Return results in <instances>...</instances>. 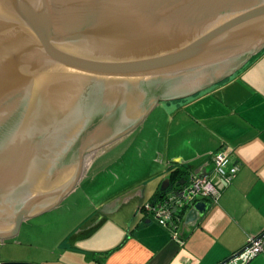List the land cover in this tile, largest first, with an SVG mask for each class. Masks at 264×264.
Here are the masks:
<instances>
[{
	"label": "water",
	"instance_id": "obj_1",
	"mask_svg": "<svg viewBox=\"0 0 264 264\" xmlns=\"http://www.w3.org/2000/svg\"><path fill=\"white\" fill-rule=\"evenodd\" d=\"M263 49L264 0H0V242L58 207L160 103L219 84ZM194 161L170 165L157 194L185 183L176 175H207ZM210 207L193 201L191 231Z\"/></svg>",
	"mask_w": 264,
	"mask_h": 264
},
{
	"label": "crops",
	"instance_id": "obj_2",
	"mask_svg": "<svg viewBox=\"0 0 264 264\" xmlns=\"http://www.w3.org/2000/svg\"><path fill=\"white\" fill-rule=\"evenodd\" d=\"M260 53L219 84L192 97L165 102L167 105L163 112L167 126L163 124L166 130L164 144L158 148L160 154L148 178L138 179L132 185L115 187L112 191L106 188L99 193L97 198L107 192L110 195H105L98 203H89L87 207L91 212L75 221L69 231L56 232L49 251L42 249L43 253L17 257L9 252L13 251L10 249L9 254L0 257V261L23 260L33 264H217L243 248L250 237L262 233L264 71L249 74V70L257 69L256 65L263 61L264 55ZM240 71L243 73L238 74ZM178 114L184 116L176 120ZM160 123L157 120L154 127L158 128ZM192 129L194 133H190ZM186 130L189 135L180 136L178 143L172 141L176 131L184 133ZM220 148L230 152L233 161L239 165V171L222 189L217 203L211 204L204 220L194 231L191 230L195 217L190 215L186 219L189 208L184 211L182 237L186 242L182 246L172 239L168 228L158 225L143 213L139 200L141 196L143 203L159 198L157 190L162 179L168 176L170 165L195 158L196 168L205 167L209 172L211 155ZM113 158L117 159V156L99 158L93 169H87L85 177L92 170L100 173ZM191 173L188 171L187 176ZM129 191L130 196L124 203L107 212L101 211L102 206ZM24 242H15V245L20 248L27 244ZM228 264H240V260L235 259ZM244 264H264V254L259 253Z\"/></svg>",
	"mask_w": 264,
	"mask_h": 264
},
{
	"label": "rangeland",
	"instance_id": "obj_3",
	"mask_svg": "<svg viewBox=\"0 0 264 264\" xmlns=\"http://www.w3.org/2000/svg\"><path fill=\"white\" fill-rule=\"evenodd\" d=\"M260 55L263 56L264 51L261 52ZM256 67L257 69L249 70V74L263 72L264 59L258 63ZM241 72L242 71L238 74ZM166 105L167 103L165 102L160 103L144 120L140 127L129 135V137L123 142V146L120 148L121 152L117 155V159H111L106 168L100 173H97L95 170L90 171V173L83 178L74 192L67 196L58 207L52 211L24 221L15 238L0 242V257L9 254L8 251L10 249L13 251L9 252L16 254L17 257L25 256L22 254L34 255L35 253H43L44 250L42 249H47L49 251V246L52 243L56 232L69 231V228L75 221L91 212V208L87 207L89 203H98L105 195H110V193L107 192V194H103V196L97 198L99 193L105 191L106 188L113 190L115 187L121 185H132L133 183H136L138 179H145L150 172H153L158 159V148H162V145L164 144L163 135L166 130L164 131L163 124L165 126H167V124L164 113L165 111L163 109ZM183 116L184 115L182 114L176 115V120ZM157 120H160L161 123L158 128H155L154 125L157 123ZM190 131V133H194V129ZM189 134L188 130L184 133L176 131L174 136H172V141L178 143L180 142V136ZM214 178L216 181L218 180L217 175ZM147 180L148 179H146L145 182ZM129 221L130 219L127 221V225L129 224ZM22 241H26L24 243L27 244L18 248L17 245H15V242ZM41 244H43L45 248H41ZM0 262L32 263L23 260H8Z\"/></svg>",
	"mask_w": 264,
	"mask_h": 264
},
{
	"label": "built area",
	"instance_id": "obj_4",
	"mask_svg": "<svg viewBox=\"0 0 264 264\" xmlns=\"http://www.w3.org/2000/svg\"><path fill=\"white\" fill-rule=\"evenodd\" d=\"M212 168L205 176L191 174L185 184L176 185L173 190L154 201L141 205L143 213L162 227L170 230L172 239L183 244V213L191 207L195 199H206L217 203L221 191L228 186L239 171L238 163L224 148L211 155ZM217 175L218 180H215ZM247 248L236 259L244 264L259 253L264 254V236L260 239L250 237ZM246 244V245H247Z\"/></svg>",
	"mask_w": 264,
	"mask_h": 264
},
{
	"label": "flooded vegetation",
	"instance_id": "obj_5",
	"mask_svg": "<svg viewBox=\"0 0 264 264\" xmlns=\"http://www.w3.org/2000/svg\"><path fill=\"white\" fill-rule=\"evenodd\" d=\"M129 137L126 136L125 138L123 139H120L118 140L117 142L111 144L110 146L106 147L105 149H103L95 158L94 160H92V162L90 163L89 167H88V171L93 169L96 162L99 160V158L101 157H107L109 155H113V156H117L121 151H120V148L123 146V142ZM116 159V158H115ZM190 176V175H189ZM189 176H180V175H176L172 178V181L174 182V184L178 181H181L183 178L185 180V183L186 181L188 180V177ZM183 183V184H185ZM177 185H180V184H177ZM182 185V184H181Z\"/></svg>",
	"mask_w": 264,
	"mask_h": 264
},
{
	"label": "trees",
	"instance_id": "obj_6",
	"mask_svg": "<svg viewBox=\"0 0 264 264\" xmlns=\"http://www.w3.org/2000/svg\"><path fill=\"white\" fill-rule=\"evenodd\" d=\"M238 173V172H237ZM162 195V194H161ZM160 194H159V197L161 196Z\"/></svg>",
	"mask_w": 264,
	"mask_h": 264
}]
</instances>
